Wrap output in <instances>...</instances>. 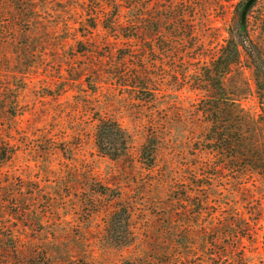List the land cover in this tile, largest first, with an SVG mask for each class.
Listing matches in <instances>:
<instances>
[{
	"label": "rangeland",
	"instance_id": "obj_1",
	"mask_svg": "<svg viewBox=\"0 0 264 264\" xmlns=\"http://www.w3.org/2000/svg\"><path fill=\"white\" fill-rule=\"evenodd\" d=\"M247 1L0 0V264H193L200 201L209 243L213 215L240 209L238 253H263L264 96L233 67L252 122L231 160L240 150L218 153L210 132L227 96L206 92ZM248 20L264 54V0ZM104 118L123 129L120 159L97 147Z\"/></svg>",
	"mask_w": 264,
	"mask_h": 264
},
{
	"label": "trees",
	"instance_id": "obj_2",
	"mask_svg": "<svg viewBox=\"0 0 264 264\" xmlns=\"http://www.w3.org/2000/svg\"><path fill=\"white\" fill-rule=\"evenodd\" d=\"M256 2L257 0H248L242 8L240 7L242 6L241 3L236 6L228 37L215 57L211 58L212 67L207 74L209 82L206 90L208 100L210 98L217 100L216 97H212L215 92L222 93V100L224 96H227L224 98L227 105L226 110L220 114L222 117L219 120L216 119L212 122L210 132L218 153H232L236 149L240 150V152H235L231 160H237L241 152L250 149L246 142L244 128L252 122L251 119L242 115L244 112L240 104L242 102L234 99L233 97L236 95L228 92L229 89H227L226 83L233 67L246 64L253 73L257 94L261 97L264 96V54L254 44L248 32L249 12ZM23 16L27 18L29 23L34 20V17H29L25 10ZM183 19H185L184 15L180 14L178 20L183 22ZM217 109L222 110L220 106ZM213 114L215 115L216 112ZM96 144L99 151L112 160L120 159L125 155L126 138L123 129L117 122L105 118L99 121ZM154 152L155 147L153 146L151 149L152 155H154ZM207 207L208 204L200 201L198 209L194 213L193 264H264V247L263 253L258 252V249L254 253L248 254L246 250L238 253V247H241L244 239H247V235L252 232L251 223L240 214V209H230L232 211L228 214L230 218L224 223H219L217 215H213L209 222V228L211 227L209 231L212 232L214 239L209 243L203 236L206 226L204 228L202 221ZM263 211L261 208L259 212ZM198 222H200V226L196 227ZM223 237L226 239L235 237L239 242L234 245L231 241L228 243L223 240ZM156 256L149 258L147 264H158Z\"/></svg>",
	"mask_w": 264,
	"mask_h": 264
}]
</instances>
